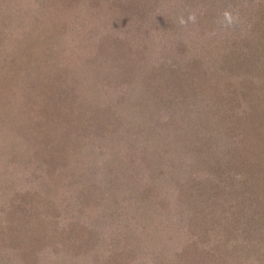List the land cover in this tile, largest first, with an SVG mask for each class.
Wrapping results in <instances>:
<instances>
[{"label":"rangeland","instance_id":"obj_1","mask_svg":"<svg viewBox=\"0 0 264 264\" xmlns=\"http://www.w3.org/2000/svg\"><path fill=\"white\" fill-rule=\"evenodd\" d=\"M191 2L0 0V264H215L221 241L238 248L227 264H264V209L229 227L225 213L204 234L213 202L188 207L178 196L180 178L207 174L191 167L205 131L218 143L234 135L217 134L222 121L199 84L215 76L217 97L236 98L229 82L241 90L226 61L217 66L230 50L221 41L240 30L220 26H239L254 39L244 52L264 57V0L213 6L211 21L223 22L207 33L198 12L208 3ZM255 15L263 23L252 30ZM209 50L219 58L206 62ZM240 126L234 145L259 154L261 139Z\"/></svg>","mask_w":264,"mask_h":264},{"label":"trees","instance_id":"obj_2","mask_svg":"<svg viewBox=\"0 0 264 264\" xmlns=\"http://www.w3.org/2000/svg\"><path fill=\"white\" fill-rule=\"evenodd\" d=\"M67 1L69 0H64L65 3ZM187 1L189 2V0ZM194 1L196 0L191 2L193 6L189 3L192 7H194L196 4ZM203 1L208 3L210 10L198 12L199 18H201L200 15L203 16V20L199 22V24L205 28L203 33H207V30L214 31L215 29L212 27L218 26L223 22L220 17L219 21H217L215 24L214 20L211 21L213 19L211 13L213 12V6H219V3L227 0ZM187 19H189V17H187ZM248 19V23L253 26L252 30L255 27L261 28L263 22L261 21L260 17L255 15ZM230 26H232V23L227 22L220 27H223L224 30L227 29L225 32H228L231 29L236 31L240 30V35L236 38V41L235 39L232 40L230 38H226L221 41V47H223V44H225L228 45L226 47H230V50L225 48H222L223 51L220 50V53H229H226L225 55L226 60H223L222 62L217 60V66L218 69L222 68V64L226 61L224 63L225 65L223 66V71H230L232 73L236 72L235 74L239 77L237 84L241 90L238 92L236 90L235 84L233 82V84L229 82L227 83L226 88L229 89L230 92L235 91L236 98H231L230 96L226 95L217 97L212 90L213 79L215 76H211V78L205 76L203 79H201L199 76L198 79H201L199 84L202 86V88L210 94L208 98L210 97L211 103L214 104V107L211 109V111L214 110L213 114H218L220 120L223 122H219V126H217L219 132L217 134L223 137L227 131L228 135L231 133H234V135L231 134L233 137L229 138L228 144L225 143V141H220L218 143L217 135L209 134L207 131H205L208 139L202 141L209 140L208 146L204 145V147L201 149V156L193 158L195 159V162H193L191 167H194L195 169H204L205 173L207 174L204 176L198 175L191 180L180 178L181 182L178 181V183L180 182L179 189H181L178 192V196L179 199L184 202L185 206L191 207L194 202L197 204L198 208L206 209L211 205V202H213V208L212 205L208 208L210 213L213 215V225L209 223L211 215L208 219H206L207 212L202 211L203 215H201L203 216L204 222L201 223V227L197 226L199 229H203L204 234L207 233V229L205 228L206 226L209 228V230L212 226L218 228L221 225V219H219V217H223L225 213L228 216V222L225 226L229 227L233 224L238 226L243 222L250 223V221H244L245 218L248 217V211L253 210L255 212L254 215H256L260 214V211L264 209V94L261 93V86L263 84L260 82V79L264 75V57H262L261 53L256 52L254 54L247 55V52H244V50L245 48L247 51L248 49L251 50L250 46H253L254 39L247 40L246 35L241 34L243 30L239 28V26ZM237 45L239 46V49L237 48ZM218 54L219 52L216 53L212 50L205 52L206 62L218 57ZM182 96L183 95L175 97H177V100H179ZM235 103H241L239 111L242 109V107H244L240 112L238 111V118L236 116L237 113L235 115V112L232 108ZM240 115L244 118L240 117ZM243 120H245L248 126V130L246 131L249 132L250 135L254 136L255 139H261L259 142L263 143L261 150L259 149V154L255 152L252 147L248 146L246 142L241 143V141H236L238 143L234 145V140H236L235 136L237 133H239L236 132V130L238 128L239 130L241 129L240 123ZM197 127V124L192 123L193 130H195ZM184 164H186V162H184ZM226 174H234L236 176L228 180L226 179L224 184L220 182V184L217 186L216 183L220 181L219 178L225 177ZM209 187L210 191L208 192L207 188ZM215 189H219V192L222 193H228V196H230L229 199L233 201L238 200L239 203H228V206L227 204L224 206L220 203H217L215 200L217 193L212 192V190ZM233 208L235 210L234 212H232ZM229 214L230 216L237 218L232 219ZM216 216L217 219H215ZM226 229L230 230L229 234H232L231 227ZM192 235H195V231H193ZM240 243L243 244L242 241H240ZM221 247H224L228 250L225 252L227 255H220V253H222V251L219 250ZM236 249L238 248H234L233 246H231L229 249L227 244L221 241L217 251L214 254V257L218 255L219 258V260H215V264H227L225 259L231 255V251ZM181 257L184 256L181 255ZM194 263L198 264L197 261L194 262V260H191V264Z\"/></svg>","mask_w":264,"mask_h":264}]
</instances>
